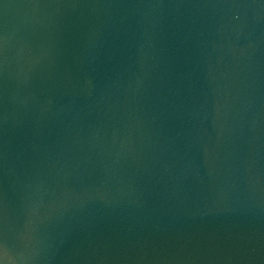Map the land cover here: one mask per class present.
Segmentation results:
<instances>
[{"label": "water", "instance_id": "1", "mask_svg": "<svg viewBox=\"0 0 264 264\" xmlns=\"http://www.w3.org/2000/svg\"><path fill=\"white\" fill-rule=\"evenodd\" d=\"M0 264H264V0H0Z\"/></svg>", "mask_w": 264, "mask_h": 264}]
</instances>
